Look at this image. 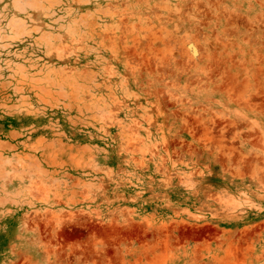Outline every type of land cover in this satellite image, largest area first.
Wrapping results in <instances>:
<instances>
[{
	"label": "rangeland",
	"instance_id": "obj_1",
	"mask_svg": "<svg viewBox=\"0 0 264 264\" xmlns=\"http://www.w3.org/2000/svg\"><path fill=\"white\" fill-rule=\"evenodd\" d=\"M0 264H264V0H0Z\"/></svg>",
	"mask_w": 264,
	"mask_h": 264
}]
</instances>
